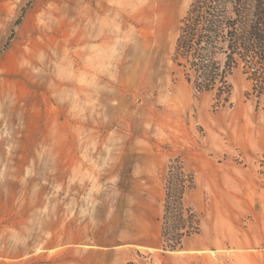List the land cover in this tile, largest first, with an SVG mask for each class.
<instances>
[{
    "label": "rangeland",
    "instance_id": "374dc122",
    "mask_svg": "<svg viewBox=\"0 0 264 264\" xmlns=\"http://www.w3.org/2000/svg\"><path fill=\"white\" fill-rule=\"evenodd\" d=\"M192 0H0V264H264V94L172 60ZM170 161L200 219L164 250Z\"/></svg>",
    "mask_w": 264,
    "mask_h": 264
},
{
    "label": "trees",
    "instance_id": "16d2710c",
    "mask_svg": "<svg viewBox=\"0 0 264 264\" xmlns=\"http://www.w3.org/2000/svg\"><path fill=\"white\" fill-rule=\"evenodd\" d=\"M172 60L196 91L212 92L217 104L229 101L228 79L235 70L257 96L264 94V0H192L180 20ZM164 179L160 243L177 250L200 230L198 215L184 201L194 182L173 161Z\"/></svg>",
    "mask_w": 264,
    "mask_h": 264
}]
</instances>
